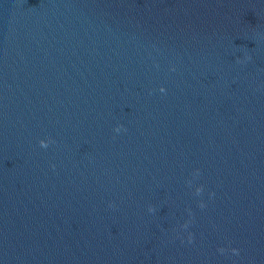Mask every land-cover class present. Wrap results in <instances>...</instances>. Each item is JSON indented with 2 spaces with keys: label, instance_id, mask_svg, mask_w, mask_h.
<instances>
[{
  "label": "water",
  "instance_id": "water-1",
  "mask_svg": "<svg viewBox=\"0 0 264 264\" xmlns=\"http://www.w3.org/2000/svg\"><path fill=\"white\" fill-rule=\"evenodd\" d=\"M0 264H264V0H0Z\"/></svg>",
  "mask_w": 264,
  "mask_h": 264
},
{
  "label": "clouds",
  "instance_id": "clouds-1",
  "mask_svg": "<svg viewBox=\"0 0 264 264\" xmlns=\"http://www.w3.org/2000/svg\"><path fill=\"white\" fill-rule=\"evenodd\" d=\"M42 146L46 147L47 145L42 142ZM233 252L236 253V254H238L237 253V250H235V249H233Z\"/></svg>",
  "mask_w": 264,
  "mask_h": 264
}]
</instances>
